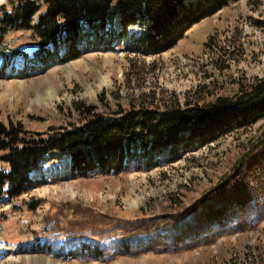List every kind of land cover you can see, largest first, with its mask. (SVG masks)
Segmentation results:
<instances>
[{
	"label": "rangeland",
	"instance_id": "rangeland-1",
	"mask_svg": "<svg viewBox=\"0 0 264 264\" xmlns=\"http://www.w3.org/2000/svg\"><path fill=\"white\" fill-rule=\"evenodd\" d=\"M0 37L8 55L37 48L31 31ZM80 46L67 62L0 57V123L45 132L78 122L74 104L114 110L141 94L184 103L201 88L207 100L232 96L264 78V0L232 1L162 53L135 57L140 48L116 36ZM205 142L184 137L131 156L127 172L82 178L62 173L68 153H50L28 193L0 199V244L9 249L0 264H264V120Z\"/></svg>",
	"mask_w": 264,
	"mask_h": 264
},
{
	"label": "trees",
	"instance_id": "trees-1",
	"mask_svg": "<svg viewBox=\"0 0 264 264\" xmlns=\"http://www.w3.org/2000/svg\"><path fill=\"white\" fill-rule=\"evenodd\" d=\"M232 1L239 0H10L9 9L1 8L0 31H31L37 48L31 55L16 50L8 55L0 47V57L22 55L24 62L34 65L45 63L50 56L67 62L81 57V44L105 36L120 37L128 47L137 45L140 51L135 57L158 54L174 47L195 24ZM118 17L119 32L114 27ZM129 72L128 83L133 80V68ZM211 95L201 88L181 103L172 96L160 100L141 94L131 98L127 108L111 110L106 105L103 111L74 104L78 122L45 132L29 131L21 123H0V157L8 166L0 170V199L14 200L28 193L33 185L31 174L52 152L69 154L74 176L115 175L132 168L129 158L133 155L151 157L176 147L184 137L188 145L196 139L215 142L264 120V78L242 84L232 96L207 100ZM101 101H108L105 94Z\"/></svg>",
	"mask_w": 264,
	"mask_h": 264
},
{
	"label": "bare ground",
	"instance_id": "bare-ground-1",
	"mask_svg": "<svg viewBox=\"0 0 264 264\" xmlns=\"http://www.w3.org/2000/svg\"><path fill=\"white\" fill-rule=\"evenodd\" d=\"M61 170H63L62 173H68V171L70 170L69 162H67ZM35 176H37V174H36V173H33V174H32V178H35ZM4 249H5V250H9V249H6L4 245L0 244V252L5 251ZM10 254H12V252H10ZM44 262H45V261H44ZM44 262H43V263H44ZM48 262H49V261H48ZM48 262H47V264H48ZM49 263H50V262H49ZM45 264H46V263H45Z\"/></svg>",
	"mask_w": 264,
	"mask_h": 264
}]
</instances>
